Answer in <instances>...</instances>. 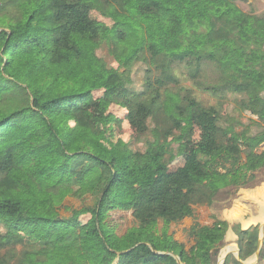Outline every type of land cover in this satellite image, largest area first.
<instances>
[{"label":"trees","instance_id":"trees-1","mask_svg":"<svg viewBox=\"0 0 264 264\" xmlns=\"http://www.w3.org/2000/svg\"><path fill=\"white\" fill-rule=\"evenodd\" d=\"M248 1L0 0V264H214L228 222L194 225L189 251L169 228L264 167V12H244ZM99 90L133 140L89 118ZM195 115L212 116L198 138ZM119 211L136 223L123 236ZM234 231L246 260L259 229Z\"/></svg>","mask_w":264,"mask_h":264},{"label":"crops","instance_id":"crops-1","mask_svg":"<svg viewBox=\"0 0 264 264\" xmlns=\"http://www.w3.org/2000/svg\"><path fill=\"white\" fill-rule=\"evenodd\" d=\"M254 176V180L248 185L241 188L232 187L237 196L232 198L227 196L226 193L231 190V187H228L220 191L217 200L211 205L194 206L193 216L185 218L180 223H172L169 235L183 244L186 251H189L195 245L194 238L189 235L194 225L212 227L217 220L228 222L229 228L224 239L211 252L213 263L226 264L231 257L232 260L241 264H264V167L257 170ZM235 226L243 231L259 229L257 250L246 260L241 259L239 238L234 231ZM175 258L179 264H185L180 257L175 256Z\"/></svg>","mask_w":264,"mask_h":264},{"label":"rangeland","instance_id":"rangeland-1","mask_svg":"<svg viewBox=\"0 0 264 264\" xmlns=\"http://www.w3.org/2000/svg\"><path fill=\"white\" fill-rule=\"evenodd\" d=\"M239 7L246 13L254 12L256 14H261L262 12H264V0H249L248 2H240ZM92 17L98 21L106 23L109 26L112 25L110 20L103 18L97 12H92ZM98 56L104 61L108 69L118 71L119 73L124 72V68L122 67V65L108 52L107 48H103L99 50ZM129 77L130 80L133 81V86H135V88L139 90L143 82L142 74L137 69H135L131 74H129ZM198 96L201 100L205 101L207 105L216 104L215 99L208 97L205 94L198 93ZM231 109L232 108L230 107L227 109L225 105L223 111L226 112V110H228L229 112H231ZM87 110H88L87 114L89 118L92 120V122L97 127L106 130L107 134L110 137H115V139H122L123 141L133 140L134 130L132 128V124L125 118L126 110L121 109L117 105L105 99L104 90H99L98 92L95 93V97L93 101L89 104ZM211 118L212 116L210 115H203V116L195 115L193 133L196 138H198L201 133L200 125L202 123L209 121ZM243 122L245 124L249 123L247 116H244ZM185 128L186 127L184 126L183 129ZM175 148L177 149V152H179L180 154L178 155L174 164L168 169L169 171L176 170L177 168L182 166L185 162L183 157V154L186 152L185 142L183 141L180 146L175 145ZM134 149L143 151V144L140 143L134 145ZM232 187L234 186H231V190L228 193H226L227 196H230V198H232L233 196H237V193L233 192ZM219 193L215 197L214 201L217 200ZM221 196H223V194H221ZM65 205L77 209L81 208V202L74 198L66 199ZM61 214L62 216L70 215L69 212H66L63 209H61ZM112 219L118 225L117 233L120 236H123L128 231V229L136 225L131 212H114L112 214ZM162 227H163V222L159 221V227H158L159 230L162 229Z\"/></svg>","mask_w":264,"mask_h":264},{"label":"water","instance_id":"water-1","mask_svg":"<svg viewBox=\"0 0 264 264\" xmlns=\"http://www.w3.org/2000/svg\"><path fill=\"white\" fill-rule=\"evenodd\" d=\"M131 250H133V249H131ZM131 250H130V251H131ZM128 252H129V251H128Z\"/></svg>","mask_w":264,"mask_h":264}]
</instances>
